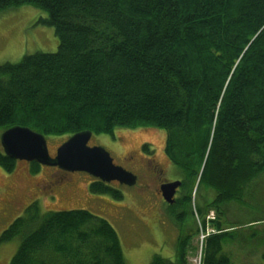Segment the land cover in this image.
Here are the masks:
<instances>
[{
	"label": "trees",
	"instance_id": "16d2710c",
	"mask_svg": "<svg viewBox=\"0 0 264 264\" xmlns=\"http://www.w3.org/2000/svg\"><path fill=\"white\" fill-rule=\"evenodd\" d=\"M23 7L47 13L37 25L54 28L60 43L56 53L0 66L2 133L160 130L189 192L169 207L182 227L198 181L197 191L214 194L201 216L249 205L264 177V0H0V15ZM16 163L0 151L2 169ZM89 190L124 198L98 180ZM215 226L203 264H232L223 246L235 233ZM16 238L10 264H126L112 224L87 210L42 213L35 205L0 244ZM187 243L179 242L175 262L155 256L151 264H186Z\"/></svg>",
	"mask_w": 264,
	"mask_h": 264
},
{
	"label": "rangeland",
	"instance_id": "374dc122",
	"mask_svg": "<svg viewBox=\"0 0 264 264\" xmlns=\"http://www.w3.org/2000/svg\"><path fill=\"white\" fill-rule=\"evenodd\" d=\"M46 17L47 13L32 7L0 15V66L19 64L24 57L36 53L58 51L60 42L55 29L37 25L40 18ZM1 134L0 130V151L3 150ZM166 139L165 132L151 128L117 129L113 136L92 137L90 147L106 149L115 165L138 177V183L133 187L112 183V187L122 192L124 198L121 201L91 193L89 187L96 179L87 173H73L60 179L56 169H38L22 161H17L11 173L0 167V237L35 205L42 213L87 210L112 224L120 237L126 264H151L155 256L175 262L179 242L186 238V264H203L206 239L219 234L215 225L220 222L224 229L221 233H235V237L223 246L232 264H263L264 221L250 226L241 224L264 218V177L253 183L256 196L249 205L234 211L227 206L222 215L215 210L203 216L198 214L200 208L205 209L214 199L211 191H197L198 181L191 195L192 210L182 208L187 211L182 227L176 221L181 218L171 216L167 203L157 194L160 182H177L184 178L165 153ZM67 140V137H49L51 156L54 157L57 149ZM146 146L151 149L149 157L144 155ZM148 158L155 159L161 166L163 176L160 181L152 175L150 179L146 177L141 162ZM188 193L183 190L181 195L183 197ZM19 246V238L0 244V264H10Z\"/></svg>",
	"mask_w": 264,
	"mask_h": 264
},
{
	"label": "water",
	"instance_id": "95a60500",
	"mask_svg": "<svg viewBox=\"0 0 264 264\" xmlns=\"http://www.w3.org/2000/svg\"><path fill=\"white\" fill-rule=\"evenodd\" d=\"M93 133L84 131L70 137L52 157L48 141L42 134L27 127L16 126L1 135V145L6 157L17 161L36 163L43 167L58 168L67 173H87L105 184L119 183L133 187L138 177L115 165L110 153L102 147H90ZM183 183L177 181L162 186L165 201L172 205L177 190Z\"/></svg>",
	"mask_w": 264,
	"mask_h": 264
},
{
	"label": "flooded vegetation",
	"instance_id": "af4514ba",
	"mask_svg": "<svg viewBox=\"0 0 264 264\" xmlns=\"http://www.w3.org/2000/svg\"><path fill=\"white\" fill-rule=\"evenodd\" d=\"M151 152V149L148 153H144V155H147L146 157H149L151 156L149 153ZM25 163V162H24ZM141 167L142 169H144L147 173L146 177L148 179H150V176L151 177H154L157 179V181H160L161 177L163 176V170L161 168V166L159 164H157V161L155 159H151V158H148V159H143L142 162H141ZM53 169H56V172L59 174L60 176V179H63L64 177L66 176H69L71 175V173H67V172H64L62 170H59L57 168H53ZM61 181V180H60ZM163 181V180H162ZM179 181H182L184 182V180H179ZM175 181H165V182H160L159 184V188L157 189V194L159 195V197L164 200L165 203H167L163 197V194H162V191H161V188L163 185L165 184H168V183H173ZM61 183V182H60ZM183 191V186L177 190V193L174 197V204H172L173 206L178 202V200H180L182 198V193ZM168 207H171L172 205H169L168 203L166 204Z\"/></svg>",
	"mask_w": 264,
	"mask_h": 264
},
{
	"label": "bare ground",
	"instance_id": "6f19581e",
	"mask_svg": "<svg viewBox=\"0 0 264 264\" xmlns=\"http://www.w3.org/2000/svg\"><path fill=\"white\" fill-rule=\"evenodd\" d=\"M58 169V168H57ZM182 182V181H181ZM183 183V182H182ZM185 187V186H184ZM206 234V233H205ZM206 236V235H205ZM210 237V236H209ZM204 238V237H203Z\"/></svg>",
	"mask_w": 264,
	"mask_h": 264
}]
</instances>
